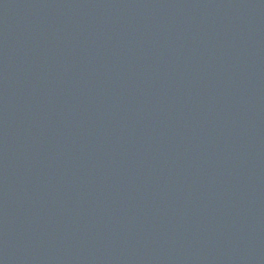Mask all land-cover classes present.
Returning a JSON list of instances; mask_svg holds the SVG:
<instances>
[{"label":"water","instance_id":"water-1","mask_svg":"<svg viewBox=\"0 0 264 264\" xmlns=\"http://www.w3.org/2000/svg\"><path fill=\"white\" fill-rule=\"evenodd\" d=\"M0 264H264V0H0Z\"/></svg>","mask_w":264,"mask_h":264}]
</instances>
